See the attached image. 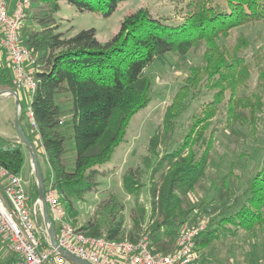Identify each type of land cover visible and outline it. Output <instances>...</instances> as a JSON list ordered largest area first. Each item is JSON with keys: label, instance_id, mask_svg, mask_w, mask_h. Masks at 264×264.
Here are the masks:
<instances>
[{"label": "trees", "instance_id": "obj_1", "mask_svg": "<svg viewBox=\"0 0 264 264\" xmlns=\"http://www.w3.org/2000/svg\"><path fill=\"white\" fill-rule=\"evenodd\" d=\"M65 1L79 12L109 16L122 0ZM188 6L187 16L175 25L153 17L145 7L138 8L123 17L110 39L101 42L94 28H83L70 36L47 29L40 33L32 29L34 32L26 35L30 24H43L60 9L59 0H30L20 38L34 57L30 70L37 82L31 100L36 129L31 127L20 99L19 122L37 158L42 156L48 165L65 214L74 217V201L96 192L100 178L111 174L110 168L101 166L124 141L132 116L150 101L152 80L147 65L164 53L182 57L191 49L204 47L201 59L188 67L162 124L150 137L142 165L128 168L123 176V187L130 195L147 186L149 211L135 203L129 212L131 229L124 234L123 206L111 199L103 220L90 218L79 227L89 235L114 240L135 241L145 235L151 252L169 253L176 249L180 225L197 223L204 217L207 225L194 239L193 264H197L204 249L223 243L238 229L252 232L264 228V153L258 157L251 154V149L264 142L260 124L264 93L259 91H264V42L254 47L242 33L232 44L228 41L238 27L264 25V0H189ZM253 71L256 84L251 88ZM209 85L211 91L217 88L209 102L215 113L216 106L226 100L222 130L229 138L231 156L245 157L249 162L236 169V163L230 161L226 171L215 175L207 200L191 193L204 188L219 130L213 126L211 139L205 137L210 115L198 120L192 115L194 123L188 126L186 137L179 143L174 137L179 125L184 131L185 123L178 119L189 99L199 97L195 95L199 86ZM2 89H16L7 59L0 62ZM71 139L74 153L69 158ZM24 159L23 144L17 138L0 139V165L19 174ZM143 176L145 182L141 181ZM43 177L46 181L47 176ZM27 194L30 203L35 201L37 185H30Z\"/></svg>", "mask_w": 264, "mask_h": 264}, {"label": "rangeland", "instance_id": "obj_2", "mask_svg": "<svg viewBox=\"0 0 264 264\" xmlns=\"http://www.w3.org/2000/svg\"><path fill=\"white\" fill-rule=\"evenodd\" d=\"M188 2L189 0H122L111 15L104 16L102 12H79L73 5L65 0H59L60 9L54 17H48L47 21L40 25L33 22L30 24L31 26H28L25 32L26 35H28L34 32L31 31L32 29H36L35 33H40L47 29L54 33L61 31L64 32L66 36H70L83 28H94L96 31V38L101 42H105L119 30L120 22L123 17L126 14L134 12L138 8L145 7L153 17L159 18L167 24L175 25L180 23L187 16L188 11L191 10L188 6ZM240 33L246 35V37L251 40L254 47L264 42V25L262 23L249 24L234 29L228 41L232 44ZM203 49L204 47L197 50L191 49L182 57H179V55L174 52L164 53L155 57L152 63L147 65L146 71L152 80L150 101L144 108L140 109L132 116L126 130L124 141L115 148L111 159L101 166V168L104 169L110 168L111 174L108 177L100 178V183L96 192L87 194L84 200L74 201V212L76 215L68 218L76 228L79 229V227L84 225L90 218L96 217L97 219L103 220V216L105 215L104 209L106 207H111V199L123 206L121 214L123 215L124 234L131 229L129 212L135 203L144 205L147 211H149L150 202L147 186H143L137 194L130 195L123 187V176L128 168H135L142 165V157L147 154V146L150 137L155 129L162 124L165 110L172 102L175 94L182 85V81L188 74V67L190 65H196L199 62ZM255 84L256 74L253 71L249 85L252 88ZM216 89L217 88H214L211 91V85L199 86V88H197L195 95H199V97L197 96L196 98L189 99V104L184 107V110L181 112V117L178 119L179 123H185L183 128L184 131H180L179 125L174 137L178 143L181 142L190 123H194V120L191 119L192 115H194V119L197 118V120L204 117L207 113L210 115V118L207 119L208 121L206 120L208 128L203 131L205 137L211 139L209 135L213 126L219 130L215 136L214 158L206 173L207 175L203 184L204 188H197L195 193H191L193 197L205 196L207 200H209L212 195V184L215 175L222 174L226 171L230 161L236 163V169H240L241 166H243V162H249V159L245 157L243 160H240L239 157L231 156L229 138L226 131L222 130L225 121L223 113L227 109L225 104L226 100H223V102L216 106L218 109L216 111L217 113L209 106L211 95ZM259 91L264 93L261 88H259ZM19 99L22 105L28 103L29 100L23 90L19 91ZM14 113V97L12 95H6L5 98H0V139L5 138L4 133H12L15 135V138H17L14 128ZM211 113L214 115L212 118ZM260 116L262 118V123H260L262 131L264 130V115ZM203 124H205V122L202 120L201 125ZM198 125L199 124H197V127ZM204 136L202 135L201 139ZM199 145L201 144L199 143ZM263 145H256L255 148L251 149V154L254 153L253 156L256 157L262 156L264 147H261ZM259 151L263 152L259 154ZM23 152L25 154L24 164L18 175L27 182L28 187L33 184L37 185L30 164V156L25 145H23ZM73 153L74 144L71 139L69 143V152L67 153L69 158ZM38 159L43 174L48 177L50 173L48 165L45 163L42 156L39 155ZM0 178L3 179L2 177ZM145 179L146 177L143 176L141 181L145 182ZM113 204L114 203H112V205ZM37 219L38 226L46 232L42 212L37 215ZM228 261L234 264H264V228H256L252 232L238 229L233 236L226 237L223 243H214L210 247L204 249L197 260V264H223Z\"/></svg>", "mask_w": 264, "mask_h": 264}, {"label": "built area", "instance_id": "obj_3", "mask_svg": "<svg viewBox=\"0 0 264 264\" xmlns=\"http://www.w3.org/2000/svg\"><path fill=\"white\" fill-rule=\"evenodd\" d=\"M29 7L30 0H14L12 4L10 0H0V48L6 52L15 91L19 94L23 90L29 98L26 115L36 129L31 106L37 83L30 70L34 57L20 38V27ZM0 177L4 179L0 190V241L7 243L17 256L14 264H74L51 246L47 226L44 224L46 232L38 226L41 203L39 198L29 202L27 182L2 165ZM45 200L58 245L89 264H193L194 239L207 225L204 217L197 223L184 222L178 228L175 251L151 252L145 235L135 241L114 240L76 228L60 204L51 172L45 181Z\"/></svg>", "mask_w": 264, "mask_h": 264}, {"label": "water", "instance_id": "obj_4", "mask_svg": "<svg viewBox=\"0 0 264 264\" xmlns=\"http://www.w3.org/2000/svg\"><path fill=\"white\" fill-rule=\"evenodd\" d=\"M6 95H12L14 97L15 101V113H14V128L17 134V141L21 142L23 145L26 146L29 156H30V164L32 171L34 173V176L36 178L37 187H38V198L41 203V212H42V218L44 224L47 226V234L49 237V242L51 246L60 254L66 256L69 258L74 264H89L86 261L76 257L75 255L69 253L65 249L61 248L55 238V230L54 225L52 223V220L50 218L47 203L45 200V181L43 177V173L40 169L38 158H37V152L31 143V141L27 138V136L24 134L23 130L21 129L20 122H19V110H20V104H19V98L18 94L15 90L12 89H2L0 90V98L5 97Z\"/></svg>", "mask_w": 264, "mask_h": 264}, {"label": "crops", "instance_id": "obj_5", "mask_svg": "<svg viewBox=\"0 0 264 264\" xmlns=\"http://www.w3.org/2000/svg\"><path fill=\"white\" fill-rule=\"evenodd\" d=\"M13 2L14 0H10L11 4ZM3 52L4 51L0 48V62H6V59L8 61V58L4 55ZM4 134H5V138H11V139L15 138V135L12 133H4ZM3 185H4V179L0 178V190L1 191L3 189ZM0 251H1L0 252V264H14L17 261V256L13 253V251L10 249L7 243L0 241Z\"/></svg>", "mask_w": 264, "mask_h": 264}]
</instances>
